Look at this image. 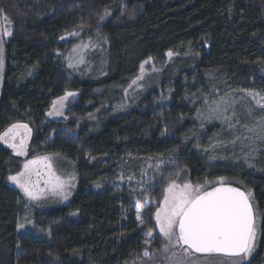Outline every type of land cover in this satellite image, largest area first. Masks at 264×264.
Returning a JSON list of instances; mask_svg holds the SVG:
<instances>
[{"label":"trees","instance_id":"obj_1","mask_svg":"<svg viewBox=\"0 0 264 264\" xmlns=\"http://www.w3.org/2000/svg\"><path fill=\"white\" fill-rule=\"evenodd\" d=\"M0 10L11 29L0 134L31 130L24 158L0 141V264L156 263L154 214L182 170L193 185L223 178L251 192L259 237L249 264H264V107L247 96H264V0H0ZM79 39L102 41L95 83L67 69ZM145 61L162 81L115 116ZM66 92L77 96L65 121H49ZM46 156L68 161L78 187L66 205L31 211L8 177ZM145 157L169 160L140 177L133 165ZM130 168L136 184L111 187ZM25 219L31 232H18Z\"/></svg>","mask_w":264,"mask_h":264},{"label":"snow or ice","instance_id":"obj_2","mask_svg":"<svg viewBox=\"0 0 264 264\" xmlns=\"http://www.w3.org/2000/svg\"><path fill=\"white\" fill-rule=\"evenodd\" d=\"M104 15H107V12ZM104 15L100 16L101 20L104 19ZM3 21L6 24L9 23L7 16L3 17ZM10 36V28L0 31V71L3 69L4 38ZM167 55L171 56L172 52L169 51ZM69 67H72L71 63ZM143 67L144 64H141V69ZM74 95L75 93L66 92L57 101H53V108L56 109L57 104L62 107L63 102ZM253 98L255 99L256 96L254 95ZM52 114L53 112L48 113V115ZM56 114H59L58 110ZM30 134L28 125L14 124L5 133L0 134V141L7 142L11 137L13 142L9 144V147L16 155H25L26 140ZM17 138H19V144L15 143ZM50 159V157H42L27 161L23 171L8 177L29 201H37L47 192L59 195L63 199H67L70 195L66 191L70 180H62L55 175ZM38 162H42L48 169L49 179L44 182L46 188H39V181L35 184L31 181L32 166ZM218 183L220 186L206 190L201 185L193 187L186 183L181 187L172 181L164 189V198L157 207L154 218L165 241L159 251L165 254L162 259L166 261V264H192L190 260L192 253L239 257L234 264H241V261L253 252L257 238V225L256 213L251 203V192L246 193L238 187L228 186L223 178H220ZM143 207L144 205L139 201L135 204L136 219L141 222ZM17 227L20 229L25 225L18 223ZM143 255L152 256L148 251H145Z\"/></svg>","mask_w":264,"mask_h":264},{"label":"rangeland","instance_id":"obj_3","mask_svg":"<svg viewBox=\"0 0 264 264\" xmlns=\"http://www.w3.org/2000/svg\"><path fill=\"white\" fill-rule=\"evenodd\" d=\"M9 28L8 23H4L3 17L0 15V31L3 29ZM10 37H5V44L8 43ZM102 41H100V44L97 41L94 40H86V41H78L76 46L69 51V53L66 55V66L67 69L74 74L76 77H78L81 81H88V82H97L103 77V64L100 60V57L102 56ZM4 44V45H5ZM84 45H87V47H84ZM3 57H4V50H3ZM72 64V67H69V64ZM144 67L139 71V75L137 78L131 83L130 88L125 94V104L119 108L116 112H114L115 116H123L125 115L131 107H133L132 103L135 100H139L144 94H146L151 89L157 87V85L162 81V78L160 77V71H158L155 67H153L151 62L143 63ZM3 66H4V59H3ZM2 71H0V75L2 74ZM74 93V92H72ZM251 93L252 95H250ZM247 96L251 98V100L257 105L262 106L264 105V96L260 93H253V92H247ZM65 95V94H64ZM63 95V96H64ZM256 96L254 99L253 96ZM77 94L75 93L74 96L68 97L64 102L63 106L61 107L59 104H57L56 109L53 108V104L49 110V112H53L52 115H46L47 119L49 121H55V122H63L65 121V110L66 105L69 101L75 99ZM58 100V99H57ZM55 100V101H57ZM135 104V103H134ZM132 105V106H130ZM129 106V107H128ZM59 111V114H56V111ZM4 142V141H3ZM11 137L8 138L7 142H4L5 145L9 146L10 143H12ZM15 143L19 144V138L16 139ZM24 158V155H21ZM50 157V163L52 165V171L55 173L56 176L60 177L62 180H70V184L67 187L66 191L70 193L68 195L67 199H63L59 195H53L50 192H47L44 194L39 200L37 201H29L27 197L24 196L23 192L20 190L19 187L13 182H11L8 179V185L14 189H16L22 196L25 204L27 205L28 209L31 211H37V212H45L49 211L61 206L66 205L72 198L73 194L77 190L79 179L75 171L73 170L72 165L66 161L65 159L59 157V156H46ZM42 158V157H39ZM32 160H38L32 159ZM169 159H164L162 157H145L138 160V163L133 165V168L136 170L137 174L140 177H145L149 170L151 169H157L161 166V164ZM27 162V161H26ZM25 162V163H26ZM22 165L21 171L24 170ZM133 168L129 170H123L118 175L116 183L111 187L113 188H121L125 185H135L136 181L134 180V175L132 172ZM49 179V173L48 169L44 166L42 162H38L37 164L32 166V173H31V181L35 184L37 181H39L38 187L39 188H46L45 181ZM176 184L180 185L181 187L184 184H190L188 181V175L186 170H182L178 177L174 180ZM219 179L215 180H209L202 184H198L203 186L206 190H210L212 187L220 186L218 183ZM225 184H228L229 182L227 180H224ZM169 184V183H168ZM167 184V185H168ZM193 187L197 185L190 184ZM110 187V188H111ZM167 187V186H166ZM106 187L104 185H96L93 187L95 190H103ZM164 198V196H163ZM162 198V200H163ZM161 200V201H162ZM159 207V206H158ZM135 208V206H134ZM30 220L25 219L20 224H24V228L18 229V232H31L30 227ZM154 223L156 226V220L154 218ZM257 225V238L255 241V247L253 252L243 261H241V264H249L252 262L254 256L257 252V242L259 237V226ZM156 233L162 240V245L165 243L164 238L160 234L159 228L156 226ZM165 254L160 251L159 258L154 264H166V261L162 259V257ZM190 260L192 264H234V261L239 260V257L237 258H223V257H208V256H196L191 254Z\"/></svg>","mask_w":264,"mask_h":264},{"label":"water","instance_id":"obj_4","mask_svg":"<svg viewBox=\"0 0 264 264\" xmlns=\"http://www.w3.org/2000/svg\"><path fill=\"white\" fill-rule=\"evenodd\" d=\"M228 186H231V187H235L233 185H230V184H226ZM211 190V189H210ZM241 191H243L242 189H240ZM193 255H196V256H208V257H223V258H237V257H227V256H224L223 254H205V253H192Z\"/></svg>","mask_w":264,"mask_h":264}]
</instances>
